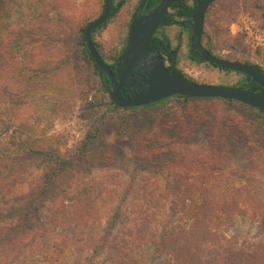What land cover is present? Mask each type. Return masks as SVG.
Segmentation results:
<instances>
[{"label":"trees","instance_id":"16d2710c","mask_svg":"<svg viewBox=\"0 0 264 264\" xmlns=\"http://www.w3.org/2000/svg\"><path fill=\"white\" fill-rule=\"evenodd\" d=\"M30 1L37 9L42 5L40 0ZM243 10L264 21V0H215L210 21L224 32ZM41 15L39 11L30 24L0 25V114L12 109L20 112L53 92L67 103L65 107L76 98L85 99L88 113L96 116L81 144L71 152H61L60 137L46 133L25 138L12 135L0 145V264H148L150 254L154 259L166 260V264H264V238L248 241L229 234L237 215L252 216V222L263 219L264 203L254 207L261 217L250 215L253 188L231 181L225 185L227 177L220 172L218 178L213 167L219 163L217 157L195 142L201 140L197 124L205 118V108L211 107L208 112L213 124L205 128L208 144L235 128L251 146L264 153V111L234 99L184 95L142 106H118L108 94L109 76L100 72L86 43L85 31L93 21L78 28L80 39L71 42L55 40L63 27L49 19L43 22ZM204 37L210 38L206 30ZM93 42L96 48L101 44ZM125 44L126 41L120 46V52ZM75 54L83 56L93 68L92 80L87 84L77 82L69 69ZM117 59L103 58L105 62ZM245 63L264 72L258 63ZM172 73L192 79L178 67H173ZM239 73L243 78L235 86L262 88L250 76ZM94 87L99 93L89 100ZM141 110L150 112L148 117L154 115L155 119L148 139L140 133L139 121L144 118L136 113ZM112 116L118 121L111 123ZM179 123L184 125L181 134L175 132V124ZM16 124L24 132L25 121L18 120ZM110 124L119 128L121 136H128L126 140L132 142V154L139 162L170 154L166 182L161 186L146 179L142 185L128 186L134 191L130 203L137 204L139 212L140 221H134V228L129 230L130 241L136 247L120 248L114 243L107 247L116 217L112 215L105 220L111 224L102 241L105 245H84L79 248L78 259L71 262L69 254L74 243L96 238L95 233L103 226L105 213L100 201L112 188L98 177L78 183L76 165L103 158L101 147ZM182 212L184 217L177 221L175 217Z\"/></svg>","mask_w":264,"mask_h":264},{"label":"rangeland","instance_id":"374dc122","mask_svg":"<svg viewBox=\"0 0 264 264\" xmlns=\"http://www.w3.org/2000/svg\"><path fill=\"white\" fill-rule=\"evenodd\" d=\"M40 3L42 5L37 9L30 0H0V25L10 26L18 22L30 24L40 11L43 22L49 19L63 27L59 37H54L55 40L75 42L80 39L78 28L97 17L101 10L102 0H40ZM214 7L215 2L210 7L206 18L205 30L210 37H204L206 44L215 53L226 59L255 62L264 67V46L258 45L245 29V25H248L252 30L264 33V21H260L258 17L243 10L238 14L237 19L228 26L227 30L222 32L210 21ZM95 36L99 39L98 42L106 48L114 45L121 46L123 43L116 41V28L113 23L102 29L101 36L96 33ZM178 63L179 68H183L189 77L200 83L235 85L243 78V75L237 71H227L205 61H192L184 56L179 58ZM69 69L75 73L77 82L87 84L92 80L93 68L83 56L75 54ZM98 93V88L94 87L89 93L88 99H93ZM57 96L53 92H47L40 99L22 108L20 112L12 109L7 114H0V145L9 141L12 135H21V138H25L27 136L41 137L46 133V135L54 134L60 137L61 152H71L77 148L87 132L88 125L92 123L96 115L92 116V113H88L87 103L83 98H76L68 107H65L67 103L56 98ZM175 102L177 100H174ZM209 110L211 111V107L210 109L205 108L203 115L205 118H201V123L197 124V127L200 128L198 137H201V140L195 142H198V145L200 144V147L210 153L211 156L217 157L219 163L217 165L215 163L213 166L216 174H218L215 175L220 178L221 174L219 175V173L223 172V176L227 177L224 182L225 185L231 181L235 182L236 185L243 183L253 188L251 191L253 195L250 196L249 214L261 217L259 211H254V207L264 203V153L251 146L244 134L235 128L227 130L220 139L208 144L205 128L213 124V121L209 120ZM149 113L142 110L136 113L144 118L139 122L141 125L140 133L145 139L151 137L155 127L154 115L148 117ZM18 120L25 121L26 125L22 128L24 132L18 130L16 124ZM110 120L111 123L118 121L116 116H112ZM183 127L184 125L181 123L175 124V132L181 134ZM107 128L100 153L103 158L96 160L95 163L86 161L76 165L77 170H79L76 174L78 183L92 177H98L103 180L102 182L112 187L100 201L101 209L105 213L103 226H100L99 231L95 233L96 238L91 236L86 242L74 243V248L69 254L71 262L78 259L80 247L85 245L88 248V246L93 247L96 244L105 245L102 241H104L105 233L111 225L106 221L112 215L116 217L112 226L113 232L109 234V238L106 240L108 241L107 247L113 243L120 248L136 247L133 241H130L131 233L129 230L134 228V221H140L138 219L139 212L138 205L130 203L134 191L131 188L128 189V186L131 184L134 186L142 185L146 179H149L150 183L159 182L158 185L161 186H164L166 182L167 173L165 170L166 165L171 162L170 154L155 157L153 160L145 158L143 162H139L132 154V142L126 140L128 136H121L119 128L115 127L114 124H110ZM149 141L156 144L152 139ZM113 156H117V158ZM156 169H160L162 172L158 173ZM147 187L150 188L151 184H148ZM142 192L143 190H141ZM137 201L138 199L135 203ZM262 210L264 211V209ZM182 217H184L183 212L178 214L175 219L178 221ZM251 217L244 218L242 215H237L235 226L231 227L229 234L235 233L240 240L258 241L263 239L264 218L252 222ZM135 251H139V249H135ZM147 257L146 262L148 264H166V260L154 259L151 254Z\"/></svg>","mask_w":264,"mask_h":264},{"label":"water","instance_id":"95a60500","mask_svg":"<svg viewBox=\"0 0 264 264\" xmlns=\"http://www.w3.org/2000/svg\"><path fill=\"white\" fill-rule=\"evenodd\" d=\"M112 1L106 0L104 13L88 26L85 39L100 72L102 74L107 73L111 80L110 86L107 87L108 94L118 106L136 107L158 102L171 96L184 95L199 98L234 99L264 111V72L253 64L218 57L201 46L205 11L214 0H204L194 12L191 37L192 50L199 49L201 51L199 58L203 61H209L220 68L250 76L253 83L262 86L261 89L254 90L235 85L200 83L186 79L173 74L172 67L165 66L160 54L153 55L150 48L153 35L172 0H161L151 12L135 21L115 74L103 60L93 42V31L111 15ZM146 1L143 0L141 6ZM133 69L138 71V79L133 74ZM125 88L129 90L130 95L121 98L120 92Z\"/></svg>","mask_w":264,"mask_h":264},{"label":"flooded vegetation","instance_id":"af4514ba","mask_svg":"<svg viewBox=\"0 0 264 264\" xmlns=\"http://www.w3.org/2000/svg\"><path fill=\"white\" fill-rule=\"evenodd\" d=\"M142 1L143 0H113L110 17L100 27L93 31V39L98 42L99 39L96 38L95 33L101 36L102 29H105V27L113 23L116 28V41H126L124 51L121 52L119 51L121 47L116 45L106 48L99 44L98 48H96L105 59L115 56L118 57L117 61H106L115 74L120 59L125 52L133 24L136 20L151 12L161 0H147L145 3L143 2V6H141ZM203 1L204 0H172L168 6L161 23L155 30L150 45L151 53L153 55L160 54L163 57L166 67H178L179 58L183 56L188 57L192 61H203L199 58L201 51L199 49L193 51L191 45L194 12ZM214 2L215 0L205 11L204 32L207 14ZM105 9L106 0H102L101 10L93 22L104 13ZM201 46L212 52L204 40V33L201 39ZM179 69L185 73L183 68ZM133 74L136 79L139 78V73L136 69H133ZM110 84L108 86H110ZM128 95H130V92L127 88L121 90V98Z\"/></svg>","mask_w":264,"mask_h":264},{"label":"built area","instance_id":"2783aa9c","mask_svg":"<svg viewBox=\"0 0 264 264\" xmlns=\"http://www.w3.org/2000/svg\"><path fill=\"white\" fill-rule=\"evenodd\" d=\"M246 32L254 39L258 45L264 46V33L252 30L248 25H245Z\"/></svg>","mask_w":264,"mask_h":264}]
</instances>
